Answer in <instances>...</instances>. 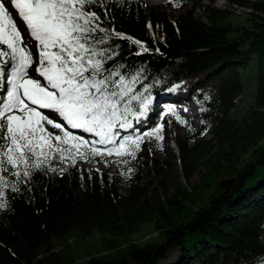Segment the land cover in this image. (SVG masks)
Wrapping results in <instances>:
<instances>
[{
    "label": "trees",
    "instance_id": "trees-1",
    "mask_svg": "<svg viewBox=\"0 0 264 264\" xmlns=\"http://www.w3.org/2000/svg\"><path fill=\"white\" fill-rule=\"evenodd\" d=\"M189 3L192 8L186 10ZM229 3L248 8L247 18L239 22L209 5L205 23L194 15L199 0H178V6L177 0L158 6L108 0L107 9H93L102 27L148 49L137 55L138 45L116 36L101 45L114 53L107 65L126 78L140 75L137 92L151 86L150 93H143L153 99L145 111L149 131L162 123L186 126L176 105L195 103L199 127L189 125L186 134L176 136L178 152L172 157L180 158L178 174L185 183L198 174L201 178L192 189L176 188L171 195L163 181L161 190L154 187L145 171V151L162 149L153 139L145 140L128 163L106 155L89 157L91 163L77 158L74 165L54 160L52 167L66 170L37 171L18 185L19 191L6 190L0 264H62L53 237L73 230L82 238L95 232L121 236L152 221L164 234L162 242L119 246L111 241L104 254L81 264H264V0ZM170 11L179 16L172 19ZM251 65L255 96L239 117L233 114L234 102L244 96L241 72ZM132 107L139 111L136 102ZM112 167L115 174L109 173ZM158 174L172 182L164 167ZM187 201L201 205L193 210Z\"/></svg>",
    "mask_w": 264,
    "mask_h": 264
},
{
    "label": "snow or ice",
    "instance_id": "snow-or-ice-1",
    "mask_svg": "<svg viewBox=\"0 0 264 264\" xmlns=\"http://www.w3.org/2000/svg\"><path fill=\"white\" fill-rule=\"evenodd\" d=\"M94 8L107 9L108 0H0V209L7 206L6 190L19 191L18 185L30 181L34 172L66 170L52 167L54 160L74 165L77 158L91 163L89 157L115 155L117 163H128L145 140H163L161 127L120 135L121 130L135 132L130 117L138 120L145 114L152 98L143 93H150L151 86L137 92L140 75L126 78L118 67L107 65L114 53L101 45L116 36L138 45L137 55L148 49L102 27ZM38 109L58 114L64 124Z\"/></svg>",
    "mask_w": 264,
    "mask_h": 264
},
{
    "label": "rangeland",
    "instance_id": "rangeland-1",
    "mask_svg": "<svg viewBox=\"0 0 264 264\" xmlns=\"http://www.w3.org/2000/svg\"><path fill=\"white\" fill-rule=\"evenodd\" d=\"M149 6H158L164 3L172 2L174 0H144ZM201 3V7L195 9L194 15L197 19L204 21L205 23L208 22V12L205 7L211 6L217 10L227 11L231 14V18L242 22L244 19L247 18V14L249 9L246 7H241L239 5L229 3V0H199ZM253 1H260V0H249ZM193 3H189V5L185 8L186 10H190L192 8ZM179 16V13L176 11H170V17L175 19ZM15 18V17H14ZM18 26L23 29V24L18 20ZM35 52V48L32 49ZM35 75V73H31ZM256 70L253 65L247 67L245 70H242L241 76L244 83V96H240L235 100V111L233 112L236 116H242L247 109L250 108L251 103L253 102V98L255 96L256 90ZM3 85L0 84V90L2 89ZM153 100V99H152ZM151 104V103H150ZM150 104L148 106H150ZM177 110L180 114L185 118L186 126L175 125L173 127H168V125L160 124L158 127L162 128L161 135L163 136L162 141H157L153 139L156 143L157 148H161L162 151L154 153L151 150H146V167L149 174V179L152 182V185L157 189L161 190V181H163L164 185L169 187L170 185V195L176 192V188L183 189L187 187L188 190L192 189V187L198 183L201 178V174L196 175L190 183H185L181 177L179 176V168H180V158L176 156L174 159L172 156L173 154L178 152V147L175 143V138L177 135H184L187 132V128L189 125L193 127H197V120L196 117H190V110L187 109L188 113H183L182 107L176 105ZM45 115L52 118L55 122L64 124V122L59 118L58 114L48 111V110H41ZM138 112V111H137ZM189 114V115H187ZM187 115V116H185ZM133 123V127L135 132L129 130V132L120 131V135H128V134H142L145 131H149L147 117L146 114L140 116L139 119L130 118ZM69 131V129H66ZM58 131V130H57ZM74 136L83 137L86 140H98L97 137L90 133L84 134H75L72 133ZM211 138L210 135L205 137V140H209ZM98 147H103L99 146ZM213 153V151H211ZM107 156V155H106ZM110 157H115L112 155ZM159 164H158V163ZM158 165H157V164ZM79 167H85L84 163L77 164ZM164 167L167 171H170L172 174V182L166 177L159 175L158 172L161 168ZM100 170H103V167H97ZM206 169L202 171L205 172ZM109 173L115 174L116 169L110 168ZM121 194H125L121 191ZM160 194L163 196V192L160 191ZM187 205L190 209L197 210L200 207V203H192L187 201ZM166 228L163 227V230ZM164 239V234H160V229L156 228L155 221L143 223L140 228L131 234L121 235V236H112L109 233L102 234L100 232H95L90 237L82 238L78 230H73L68 234L66 237H53L52 238V245L55 252L58 254L62 264H81L86 262V260L92 256H99L104 254L107 250L108 243L111 241H115L117 245L122 246L126 245L127 243H134L138 246H143L145 243H160ZM41 253H45L46 249H40ZM177 253H173L171 258H175Z\"/></svg>",
    "mask_w": 264,
    "mask_h": 264
},
{
    "label": "bare ground",
    "instance_id": "bare-ground-1",
    "mask_svg": "<svg viewBox=\"0 0 264 264\" xmlns=\"http://www.w3.org/2000/svg\"><path fill=\"white\" fill-rule=\"evenodd\" d=\"M41 110H43V109H41ZM187 110V109H186ZM189 110H190V117H194V114H193V110L192 109H190L189 108ZM185 113H188L187 111H185L184 112V114ZM187 115H189V114H187ZM69 131L71 132V133H75V134H84L85 132H83L82 130H79V129H69Z\"/></svg>",
    "mask_w": 264,
    "mask_h": 264
}]
</instances>
